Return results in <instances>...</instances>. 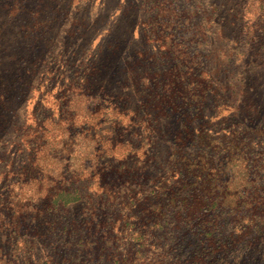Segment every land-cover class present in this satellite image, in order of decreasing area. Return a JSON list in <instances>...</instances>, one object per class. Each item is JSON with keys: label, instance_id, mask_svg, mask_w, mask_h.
<instances>
[{"label": "rangeland", "instance_id": "1", "mask_svg": "<svg viewBox=\"0 0 264 264\" xmlns=\"http://www.w3.org/2000/svg\"><path fill=\"white\" fill-rule=\"evenodd\" d=\"M3 82L0 264H114L78 246L96 222L140 264H264V0H0ZM60 175L79 202L47 197ZM204 187L226 199L198 216Z\"/></svg>", "mask_w": 264, "mask_h": 264}, {"label": "trees", "instance_id": "2", "mask_svg": "<svg viewBox=\"0 0 264 264\" xmlns=\"http://www.w3.org/2000/svg\"><path fill=\"white\" fill-rule=\"evenodd\" d=\"M13 9V10H12ZM11 12L13 13L15 10V13H24L26 15H34L38 16L40 14H43L46 12V8L45 5L39 7L38 9H33L30 5H23L21 3H18L14 8L11 7ZM58 11V12H57ZM64 13L62 10L59 9H55L54 15L52 17H48L45 16V18L43 19V21H39L38 25L36 27V29L40 28V27H45V31L40 32V36L42 37L43 35L47 34V29L49 30L51 27H53L59 20L62 21H67V19L64 15H60L62 19L59 18V14ZM12 17V15H11ZM170 19L166 20L164 17L161 16L160 14V9L159 12L156 14L154 21H155V30L160 33V32H164L167 29L171 28V25L174 24V20H172L171 22H169ZM35 33L34 30L32 29H26L25 30V36L31 37L33 36V34ZM32 34V35H30ZM73 34V33H72ZM34 42V41H33ZM31 42V43H33ZM29 42V44H31ZM50 41L49 38L47 36H44L42 38V45H37L36 46V50L37 48H40V46H42L45 50L49 49L50 47ZM60 57V55H59ZM58 58V57H57ZM20 59L22 61L25 60L24 56H21ZM56 59V57H55ZM0 97H3L4 99L7 100V98L9 97L10 93L13 91V86L10 84H5L3 82V84H0ZM2 161H5L4 159V155L0 153V163ZM1 175V173H0ZM206 176H209L211 178V174L209 172L205 173ZM73 179H77V178H72V177H65L63 178L61 175L58 177H55V179H51V182H49L48 184H46V182L44 183V187H46L47 189H49V193L47 194V197H53L55 198L54 202L55 203H59L62 205H67L69 203H76L79 202L83 195L81 193L80 187L79 186H75L74 188H71L70 185H72L73 183L76 182V180ZM216 179V178H212L211 180ZM205 180V179H204ZM219 180V179H217ZM210 181V180H208ZM205 188V187H204ZM226 197L221 196L220 194H217L215 192H212L210 190H207V187L205 189H196L195 191H192L189 193V195L185 198L186 201L190 202V205L192 206V210L193 212H195V214H197L198 216L201 215H205L203 213H209V211L211 210L212 206H210V204H216L217 201H220V203L225 202ZM255 203H257V207L260 211L259 213V223L263 226L264 225V193H255ZM190 215V213H189ZM194 215L193 213H191V216ZM4 220V217H3ZM6 221V220H5ZM95 223V222H94ZM140 224V223H139ZM91 225V226H90ZM144 225V224H143ZM86 227L88 229H90L89 234H91L95 237L94 240H87L85 241L83 239V237H80L78 240V246L79 247H84L87 251V254H91L92 252L98 250V249H108V248H104L105 245L111 246L113 248V252L110 255H114L116 253V251L118 252V254L120 255L119 257H117V259L110 257L109 260L112 261L114 264H140V262L138 263V261H136L137 257L136 255L141 254V247L139 249L133 250V247L130 248H121L120 247L125 244H122L120 242L121 237L117 236V234H114L113 229H109L106 227V224H102V222H96V225L93 223H89L86 225ZM145 227L147 228L148 225H145ZM153 229H155V227H151ZM166 230V229H164ZM155 233L157 231H154ZM207 238H211V234L208 233L207 234ZM120 242V243H119ZM116 243H119V245H115ZM209 244H212V240L209 241ZM81 250V249H79Z\"/></svg>", "mask_w": 264, "mask_h": 264}]
</instances>
